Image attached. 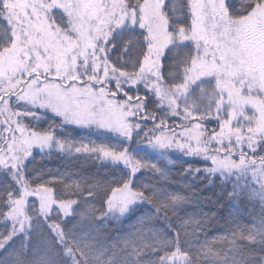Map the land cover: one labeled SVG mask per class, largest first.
I'll return each mask as SVG.
<instances>
[{
    "label": "snow or ice",
    "instance_id": "obj_1",
    "mask_svg": "<svg viewBox=\"0 0 264 264\" xmlns=\"http://www.w3.org/2000/svg\"><path fill=\"white\" fill-rule=\"evenodd\" d=\"M124 29L133 32L121 45ZM130 47L135 57L123 67L125 58L112 53ZM44 114L52 120L40 128ZM64 126L102 135L77 144L56 134ZM113 136L116 143L104 142ZM133 140L200 161L180 175L202 174L204 187L218 188L234 210L260 201V222L233 228L229 213L228 234L214 241L224 247L195 248L189 235L218 214L203 206L224 204L190 185L187 195L177 193L173 186L185 182L134 155ZM34 148L111 166L109 183L74 193L84 204L85 192L102 200L90 208L87 228L70 219L80 200L54 195L62 180L26 174ZM141 172L154 179L144 182ZM0 174L16 189L0 187V251L19 243L0 264H264V0H0ZM137 206H146L137 234L106 243L108 221ZM140 232L151 239H138Z\"/></svg>",
    "mask_w": 264,
    "mask_h": 264
},
{
    "label": "trees",
    "instance_id": "obj_2",
    "mask_svg": "<svg viewBox=\"0 0 264 264\" xmlns=\"http://www.w3.org/2000/svg\"><path fill=\"white\" fill-rule=\"evenodd\" d=\"M174 3H182V0H173ZM178 18H182V14L178 11L176 13ZM123 31V30H122ZM126 33L125 36L121 38V45L123 44V40L128 38V35L132 34L133 30L124 31ZM139 32V31H135ZM112 56L114 59H119L120 56L125 58V62L122 64L123 67H130V63L127 62L128 58L135 57V53L133 52L132 47L129 48L128 52H113ZM165 63V75H167V61ZM110 87H112L110 85ZM142 88V85L140 86ZM140 91V94H145L142 89H133L132 92L135 93ZM118 99L122 98V96H118ZM150 99H154L150 96ZM149 107H154V105L149 104ZM39 111V110H38ZM45 118L41 121L37 122V126L40 128L46 127L49 124V121L52 120L50 114H44ZM178 120V118H177ZM26 122H32L30 118H26ZM56 123L58 124V118L56 119ZM151 122H146V125H149ZM169 123H173L172 120H169ZM209 128H215L216 122L212 121L208 124ZM56 134L60 137L70 138L72 142L79 144L80 141L87 143L90 139L93 141H97L101 138V133L96 132L95 130H86V129H76L75 126H64L63 130L59 127L57 128ZM106 143H116L115 137L113 136L111 141H108L106 138L104 140ZM129 150L139 158L145 160H151L155 163H158L160 168L163 170L165 175L171 174V179L173 181L185 182L184 186L181 187L179 185H174L177 193H183L187 195L188 186L190 185L195 189H202L200 195L202 196H211L213 200L220 199L224 204V207L217 210L211 205L203 206V210L205 212H217V216L212 220L211 224L207 227L201 226V229L196 231L195 237L189 235L188 239L190 243L195 248H201V246L213 247L214 250H220L224 247V245L220 243H214L216 238L227 235L225 228V220L229 217V213H232V224L231 227L238 228L242 226L251 227L254 223L258 225L260 219L262 217L261 213V204L260 201L256 200L252 203L242 202L239 209L234 210L233 206L227 201L223 200V197H217L218 188H214L212 186L204 187L206 181L200 180L199 176L202 174H197L195 179H190L191 174L180 175L187 165H198L201 162L194 159L184 157L179 153H165L164 155L159 152L152 151L151 148H148L146 145L139 143L136 140L129 145ZM102 164H108L106 161H99L93 159H89L87 154H77L74 151H60L59 149H53L50 151V154L45 153H33V157L30 158L26 163V174L29 177L34 176L36 173L45 174L46 178L51 179L55 177L58 180H62L64 187L61 188L60 185L54 187V195H60L61 191L65 198L78 199L81 202V205L77 206V215L76 217L70 218L74 222H79L82 224L84 228L88 227L87 214L90 208L99 207L102 203L101 199H95L88 197L87 192L84 193V197L88 198V204L83 203V198L77 197L74 193L77 191V187L84 188L88 185H96V184H107L111 181L112 176L111 166H102ZM203 167V165H199ZM51 174V175H48ZM138 177L144 182H148L150 179H154L151 173H138ZM218 179V178H217ZM235 181V178L231 177L228 182L229 189L232 187V182ZM150 183V181L148 182ZM7 184L12 190L15 189V183L12 181L7 175L0 174V187ZM99 191V189H97ZM110 194V193H109ZM198 199V197L196 198ZM34 203L29 200L28 204L31 205ZM146 206H137L134 210L130 212L126 217H122L117 219H112L108 221V233L111 239L107 241L109 245H111L112 240L122 239L128 236L129 233L136 235L138 229L140 227L139 221L142 219L141 213L145 210ZM190 211L196 212L195 209L189 208ZM198 216V213H197ZM194 219L196 217H193ZM175 223V221H173ZM3 221H0V226H2ZM162 221H155V228L157 230L163 227ZM186 231L188 233H192L194 231V225L189 224L186 227ZM139 238L151 239L150 235H145V233L140 232ZM183 240V235L181 236ZM35 241H30V245ZM19 247V243L12 245V248ZM183 247H188L187 244L183 245ZM12 248H9L7 252L0 251V258H5L12 253ZM174 250V249H173ZM163 254V253H161ZM29 264H35V261H29Z\"/></svg>",
    "mask_w": 264,
    "mask_h": 264
},
{
    "label": "rangeland",
    "instance_id": "obj_3",
    "mask_svg": "<svg viewBox=\"0 0 264 264\" xmlns=\"http://www.w3.org/2000/svg\"><path fill=\"white\" fill-rule=\"evenodd\" d=\"M127 30H132V29H124L123 31H127ZM135 31H141V30H139L138 29V27L135 29ZM16 107H22V108H24V110L25 111H31L32 109L31 108H29V107H27V106H24V105H20V104H17V105H15ZM36 111H38V109L36 110ZM26 119V118H25ZM149 148V147H148ZM152 149V148H151ZM152 151H155V152H158V151H156V150H154V149H152ZM35 152H38V153H40V151H39V149H33V153H35ZM160 153V152H159ZM161 154V153H160ZM162 155H164V154H162ZM233 178H235V177H233ZM242 182H244V181H242ZM29 200H31V201H33L34 203H37V201H36V198L35 197H29L28 198V201ZM33 204V203H32ZM122 218V217H121Z\"/></svg>",
    "mask_w": 264,
    "mask_h": 264
}]
</instances>
